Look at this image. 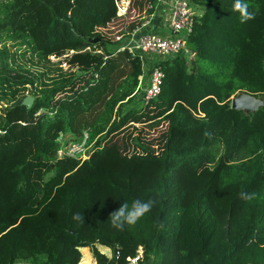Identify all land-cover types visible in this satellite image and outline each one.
Segmentation results:
<instances>
[{"label":"trees","instance_id":"trees-1","mask_svg":"<svg viewBox=\"0 0 264 264\" xmlns=\"http://www.w3.org/2000/svg\"><path fill=\"white\" fill-rule=\"evenodd\" d=\"M146 1L133 0L128 26ZM196 1L192 56L160 61V92L127 107L142 64L111 49L113 0L0 1V264H78L84 246L97 264H125L139 245L153 264H264V0H245L247 23L233 0ZM26 55L79 73L49 85ZM237 92L263 103L232 108ZM85 130L87 158L56 155ZM135 199L155 203L113 228L111 212Z\"/></svg>","mask_w":264,"mask_h":264},{"label":"built area","instance_id":"built-area-1","mask_svg":"<svg viewBox=\"0 0 264 264\" xmlns=\"http://www.w3.org/2000/svg\"><path fill=\"white\" fill-rule=\"evenodd\" d=\"M113 2L115 16L112 21L120 20L122 25L112 36L111 49L125 50L130 55H137L140 58L142 73L138 75L133 96L141 90L142 102H144L155 97L161 90L164 72L159 64L160 61L176 54H183L188 58L192 56L193 53L187 47V37L192 31L195 19L202 13L201 5L196 0H147L145 5L147 12L128 26L133 10V0H113ZM166 30H170L171 34H168ZM145 52L154 53L160 59L150 62L142 56ZM145 61L149 63V66L148 76L144 80L143 62ZM3 105L6 104L0 103V110ZM62 137L63 133L59 132L56 141L62 140ZM90 143L89 132L85 130L79 141H70L65 144L62 140L56 155L59 157L68 155L83 160L92 151L93 144L87 150ZM98 248L106 254H108L107 250L111 251L106 246L104 249L99 246ZM148 259L145 257L144 248L139 245L133 254L126 256L125 264H148Z\"/></svg>","mask_w":264,"mask_h":264},{"label":"clouds","instance_id":"clouds-1","mask_svg":"<svg viewBox=\"0 0 264 264\" xmlns=\"http://www.w3.org/2000/svg\"><path fill=\"white\" fill-rule=\"evenodd\" d=\"M232 11L239 14L241 23H247L255 18V14L249 11V5L245 0H233ZM240 198L250 200L252 194L241 192ZM155 201L135 199L131 206L127 202H123L116 210L110 214L111 226L115 229H122L125 225L134 226L145 214L151 211ZM74 219L81 222L84 221V214L76 212L73 214Z\"/></svg>","mask_w":264,"mask_h":264},{"label":"rangeland","instance_id":"rangeland-1","mask_svg":"<svg viewBox=\"0 0 264 264\" xmlns=\"http://www.w3.org/2000/svg\"><path fill=\"white\" fill-rule=\"evenodd\" d=\"M200 8L202 9V7L200 6ZM168 32V34H171L170 30H166ZM28 55L26 56H23L21 58H19V61L22 62V63H26L27 66H29V68L32 70V71H37L40 73V71H44L46 72V74L42 77V80L46 81L49 85H51L53 82H55V80L59 79V78H63L65 76H67L68 72L69 71H74L75 74H78L79 73V70L76 69V67H70L68 66L67 63L64 62V60H61L60 58L61 57H56V56H53V55H50V60L49 62H46V61H43L41 64H42V67H37L35 65H33L31 63V61L29 60V58H26ZM142 56L149 60L150 62H155L157 60L160 59V57H158L156 54L154 53H150V52H145V53H142ZM148 66H149V63L147 61L143 62V72H144V75H145V78L144 80L146 79V77L148 76ZM106 76H109L108 73H106ZM28 90H26L24 93V96H32L34 97L33 94H31L32 92V87L33 85H30L28 86ZM139 105V104H142V95H141V90L132 98V100L129 102V104L126 105L127 106H130V105ZM3 107H5V105H3ZM93 140H91V143L88 147L87 150L90 149V147L92 146V143ZM48 173L44 172V173H40V175H42L43 177H45ZM99 247H101V249H104V246H101L99 245ZM89 249V252L90 254L92 255V252H91V248L88 247ZM107 253L110 254L111 251L110 250H107ZM154 263V259L153 258H149L148 259V264H153Z\"/></svg>","mask_w":264,"mask_h":264},{"label":"water","instance_id":"water-1","mask_svg":"<svg viewBox=\"0 0 264 264\" xmlns=\"http://www.w3.org/2000/svg\"><path fill=\"white\" fill-rule=\"evenodd\" d=\"M34 97L24 96L22 99V104L26 107H30ZM263 103L260 97H255L247 92H237L235 95L230 97V107L235 109H242L245 112H250L256 110ZM74 232V230H71Z\"/></svg>","mask_w":264,"mask_h":264},{"label":"crops","instance_id":"crops-1","mask_svg":"<svg viewBox=\"0 0 264 264\" xmlns=\"http://www.w3.org/2000/svg\"><path fill=\"white\" fill-rule=\"evenodd\" d=\"M80 251H81V259L78 264H97L93 256L90 254L88 246L81 247Z\"/></svg>","mask_w":264,"mask_h":264}]
</instances>
